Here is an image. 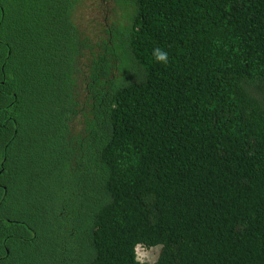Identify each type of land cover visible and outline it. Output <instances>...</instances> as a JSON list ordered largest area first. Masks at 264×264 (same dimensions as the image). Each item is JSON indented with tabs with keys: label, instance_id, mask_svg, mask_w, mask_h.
<instances>
[{
	"label": "trees",
	"instance_id": "obj_1",
	"mask_svg": "<svg viewBox=\"0 0 264 264\" xmlns=\"http://www.w3.org/2000/svg\"><path fill=\"white\" fill-rule=\"evenodd\" d=\"M79 1L0 0V264H264V0Z\"/></svg>",
	"mask_w": 264,
	"mask_h": 264
},
{
	"label": "rangeland",
	"instance_id": "obj_2",
	"mask_svg": "<svg viewBox=\"0 0 264 264\" xmlns=\"http://www.w3.org/2000/svg\"><path fill=\"white\" fill-rule=\"evenodd\" d=\"M74 17L81 33L95 43L108 38L109 26L119 29L129 21L126 8L120 0H80L74 10ZM84 61L81 57L80 64ZM136 250L139 260L153 264L160 255L161 245L139 244Z\"/></svg>",
	"mask_w": 264,
	"mask_h": 264
},
{
	"label": "clouds",
	"instance_id": "obj_3",
	"mask_svg": "<svg viewBox=\"0 0 264 264\" xmlns=\"http://www.w3.org/2000/svg\"><path fill=\"white\" fill-rule=\"evenodd\" d=\"M161 59H162V57H161Z\"/></svg>",
	"mask_w": 264,
	"mask_h": 264
}]
</instances>
